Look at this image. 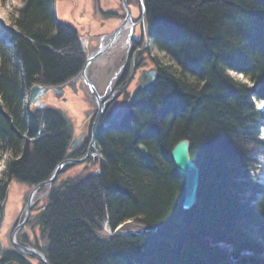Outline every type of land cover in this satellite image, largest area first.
<instances>
[{"label": "trees", "instance_id": "trees-1", "mask_svg": "<svg viewBox=\"0 0 264 264\" xmlns=\"http://www.w3.org/2000/svg\"><path fill=\"white\" fill-rule=\"evenodd\" d=\"M144 1L148 37L169 64L157 60L154 88L134 97L119 128L98 134L100 177L92 170L57 181L34 218L42 251L50 264H232L212 248L228 245L237 264H262L264 195L256 196L264 192L252 173L264 147L254 102L264 100V0ZM53 2L26 0L20 35L0 38V159L11 157L0 203L13 181L48 180L71 140L60 112L24 104L33 84H61L80 68L57 53L76 35L57 26ZM181 140L200 170L191 210L182 208L185 181L170 159ZM106 222L112 231L128 222L146 230L106 236Z\"/></svg>", "mask_w": 264, "mask_h": 264}, {"label": "flooded vegetation", "instance_id": "flooded-vegetation-1", "mask_svg": "<svg viewBox=\"0 0 264 264\" xmlns=\"http://www.w3.org/2000/svg\"><path fill=\"white\" fill-rule=\"evenodd\" d=\"M103 2V0H85L83 8L80 10L78 8V1L73 0V7L69 11L68 18L61 19V25L58 26L59 28L70 29L76 35L73 44L67 47L68 49L63 53H67L70 60H77L80 65V68H77L76 74L73 77L81 73L90 56L97 55L87 71L89 81L101 96L104 109L98 126L97 137L100 132L115 128L107 125L108 118L112 113L118 110H124L126 113L131 107L134 97L138 93H143L138 92V79L143 71L155 68L159 76L157 59L148 51V35L145 32L142 19L140 0L126 1L130 19H128L124 0H116L118 5L112 4V2H109L111 4L105 3L103 5ZM82 39L86 41V48L82 47ZM46 86H49V84H46ZM76 87V90H78L76 95L74 91L66 90L65 98L59 100L57 102L58 105L56 104V107L60 109L59 105L66 103L73 105L75 100H79L85 106L83 115L78 118V121H72L71 123V140L66 156L61 162L82 159L89 153L94 154L95 150L98 149L97 137L95 141L96 149L90 148L94 123L99 109L97 100L90 94L88 87L82 80H80ZM64 99L66 100L65 102L63 101ZM43 105L45 106V104ZM60 111L63 112L62 110ZM122 120L123 117L119 119L120 125ZM75 139H78L77 143L71 149V145ZM96 158L92 157L79 166L92 164L95 161L99 162V159L97 160ZM72 167L74 166L68 165L64 171ZM42 190L38 193L39 197L37 198L38 195L36 196V202L28 223L19 231L17 237L20 246L41 252L43 247L40 246V240H38V236L36 235L34 218L38 214L37 210L40 198L45 197L46 191L42 194ZM24 209L25 206L18 219L14 222V226L10 231V240L15 228L24 220ZM11 246L10 251L2 254L0 264H41L36 257L22 253L12 244Z\"/></svg>", "mask_w": 264, "mask_h": 264}, {"label": "water", "instance_id": "water-1", "mask_svg": "<svg viewBox=\"0 0 264 264\" xmlns=\"http://www.w3.org/2000/svg\"><path fill=\"white\" fill-rule=\"evenodd\" d=\"M140 5H141V11H142V15L143 18L145 17V5H144V0H140ZM124 6L128 15V19H130V14H129V10L128 7L126 5V0H124ZM97 57V55H92L87 59V62L85 64V66L83 67L81 73L76 76L75 78H73L72 80L61 84V85H57V86H44V85H40V84H35L33 85L29 91H28V96H27V106L29 108H34L36 106H38L40 103L44 102L48 97L52 96L54 99L56 100H61L63 98H65V93L66 90H72L74 91V94L76 95L77 91V87L76 85L80 82V80L83 81V83L85 85H87L89 91L91 94H93V96L96 98L97 100V105H98V114L94 123V130H93V136H92V142H91V149H96V137H97V133H98V126L100 124L101 118L103 116L104 113V109L102 106V100L101 97L99 96L96 88L92 85V83L89 81L88 76H87V71H88V67L90 66V64L92 62H94V59ZM159 76L158 73L156 72V69H152L149 71H144L141 74V77L138 80V92H146L150 89H152L156 83V81L158 80ZM64 102L66 101L65 99L63 100ZM125 114L124 110H118L114 113H112L111 116H109L108 118V126H114V127H118L119 124V119L121 117H123V115ZM107 126V127H108ZM78 139H75L71 145V149L74 148V146L76 145ZM139 152L141 153V155L143 157H147L148 156V151L146 149V147L144 145H141L139 147ZM99 156V152L98 149L95 150L94 154H87L86 157L82 158V159H77V160H65L61 163H59L51 177L38 184L37 186L32 187V190L28 196L27 202L25 204V209H24V213H25V217L24 220L15 228L12 237H11V242L12 245L14 247H16L18 250H20L22 253L31 255L36 257L41 264H50L49 260L47 258V256L37 250H34L32 248H27V247H22L20 246V244L17 241V237H18V233L19 231L26 226V224L28 223L31 215H32V210L33 207L35 205V198L36 195L38 194V192L44 188L47 189L45 196H50L51 191L53 186L55 185V183L58 180V177L60 176V174L62 173V171L64 170V168L68 165L71 166H76V165H81L83 163H85L86 161H88L90 158L92 157H98ZM170 159L171 162L173 164L174 170L175 172L181 176L184 181H185V193H184V198H183V203H182V208L184 210H191L192 208L195 207V205L197 204V196H198V190H199V184H200V170L198 168V166L193 162V160L191 159L190 156V142L188 140H181L179 141L174 148L172 149V152L170 154ZM8 202H9V196L7 195L5 200L3 201L1 207H0V233H2L6 220H7V207H8ZM106 228L107 230L112 233L113 231L110 229L109 227V223L106 224ZM114 236H121L120 233H115ZM222 246H225L226 248L224 249ZM213 249L219 250L220 252H222L225 256H227L228 258L231 259V253H232V248L228 245H217V246H213ZM0 249H2V244H0ZM230 250V252L228 251ZM247 255L249 256L250 254L247 253ZM244 257V255H243ZM243 258H240V260ZM232 262L235 264L237 261L231 259Z\"/></svg>", "mask_w": 264, "mask_h": 264}, {"label": "rangeland", "instance_id": "rangeland-1", "mask_svg": "<svg viewBox=\"0 0 264 264\" xmlns=\"http://www.w3.org/2000/svg\"><path fill=\"white\" fill-rule=\"evenodd\" d=\"M24 1L25 0H18L17 5L11 8L10 10H8L6 19L3 22H0L1 31L11 32L12 29L15 30V21L19 17V10L23 7ZM77 1H78V8L81 10L83 8L85 0H77ZM103 1H104L103 5L105 3L111 4L109 2H112V4L118 5V2H116V0H103ZM0 2H2L3 4L2 7L5 8L7 0H3V1L0 0ZM72 7H73V0H55V9H56V14L58 18H61V19L68 18L69 11ZM1 34H0V38L2 37ZM84 43L85 42L82 43V47H85L83 45ZM148 51L153 57L159 60L162 64L164 65L169 64L166 57L162 53H160L150 42H148ZM229 76L239 82L247 84L250 88H253L252 83L245 76L239 73H235V72L229 73ZM46 102L49 103L50 108H55L54 107L55 105L53 104L58 105V103L56 101H53L52 99H47ZM254 102H255V107L257 111L260 113L259 139H260V142L264 144V100L263 101L254 100ZM58 107L61 110L63 108L64 110V112H62L63 117L65 118V120H67L70 123H72V121H78V118L83 115V107L81 105H77V110H74V112H73L72 107H65L63 105H59ZM65 112H67L66 115H65ZM9 159H11L9 154H6L5 156H3V158L0 159V179H2L4 176L7 162ZM98 159L100 160V157H98L97 160ZM98 163L99 162L95 161L94 163L88 164V165L85 164L82 166H74L64 171L63 174L61 175V179L59 178V180L60 181L66 180V179L70 180L77 176L86 175L92 170L95 173H98L97 172ZM252 174L255 177L257 184L261 186V189L264 192V147L262 149V155L260 159L258 160L257 164L255 165V169L253 170ZM30 190L31 188H29L25 184H21V183L14 182V181L9 184L8 193L10 196H9V203L7 207V220H6L2 233H0V244H2V249H1L2 254L5 253L6 251H10L12 248L10 244V231L12 230L14 226V222L18 219V217L20 216L26 204L27 195L29 194ZM45 191H46V188L42 190V194H44ZM263 195L264 193L259 195L258 197L259 201L262 199ZM38 197L39 195L37 196V198ZM47 200L48 199L46 198V196L40 198V201L38 203L39 208L37 210L38 213L41 212L40 210L44 208L45 204L47 203ZM145 230L146 229L143 226L135 222H128L118 230L117 234L118 233H120L121 235L133 234V233L139 234ZM35 231H36V235L38 236V240H40V246L44 248L46 246V240L41 237V233L38 227H35ZM105 234L106 236H111L109 232H105ZM228 251L230 252V250ZM249 256L246 253L244 254V257L241 256L240 258L247 260ZM263 264H264V261H263Z\"/></svg>", "mask_w": 264, "mask_h": 264}, {"label": "bare ground", "instance_id": "bare-ground-1", "mask_svg": "<svg viewBox=\"0 0 264 264\" xmlns=\"http://www.w3.org/2000/svg\"><path fill=\"white\" fill-rule=\"evenodd\" d=\"M17 2L18 0H7L5 8L2 7L3 4L0 2V22H3L6 19L8 10L16 6ZM223 248L225 249L226 247L223 246Z\"/></svg>", "mask_w": 264, "mask_h": 264}]
</instances>
